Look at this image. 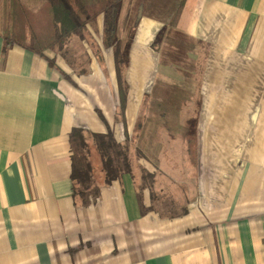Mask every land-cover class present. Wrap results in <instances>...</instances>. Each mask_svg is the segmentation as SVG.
<instances>
[{"label":"crops","instance_id":"obj_1","mask_svg":"<svg viewBox=\"0 0 264 264\" xmlns=\"http://www.w3.org/2000/svg\"><path fill=\"white\" fill-rule=\"evenodd\" d=\"M180 1L124 0L118 48L102 15L62 55L0 37V264H264V0ZM75 128L128 150L96 196L72 179Z\"/></svg>","mask_w":264,"mask_h":264},{"label":"trees","instance_id":"obj_2","mask_svg":"<svg viewBox=\"0 0 264 264\" xmlns=\"http://www.w3.org/2000/svg\"><path fill=\"white\" fill-rule=\"evenodd\" d=\"M123 0H43L34 11L21 0H0V37L6 46L19 45L35 53L46 49L61 50L71 35L83 40L88 24L102 15L103 45L118 48L121 44L117 34V13ZM182 7L180 1L177 12ZM163 28L158 33L162 36ZM126 45H129L127 41ZM154 45V43H153ZM99 152L105 182L123 173L130 172L128 150L125 144L115 141L113 135H94ZM71 139L88 153L83 134L73 129ZM81 167L76 169L73 158L72 179L78 184L77 191L82 195L96 196L98 187L92 182L93 170L86 154L81 156Z\"/></svg>","mask_w":264,"mask_h":264},{"label":"rangeland","instance_id":"obj_3","mask_svg":"<svg viewBox=\"0 0 264 264\" xmlns=\"http://www.w3.org/2000/svg\"><path fill=\"white\" fill-rule=\"evenodd\" d=\"M21 1L29 9L35 11L38 8V6H40V4L42 3L43 0H21ZM121 5H122V7H121ZM129 11H130V6L127 5V3H124V0H123L119 6L118 13H117V36H118V39H120V41H122L123 46H124L125 42H127V40H128V34H130V32L133 30L134 25L136 23L133 20H129V17H130V15L128 14ZM73 40H74V42L76 41L77 44H75L73 42L74 50L72 51V54H68L67 56H70V58L74 61L76 60L75 61L76 64L82 65V64L88 63L89 61L87 58L88 57L87 54H85L79 48L80 43L75 39H73ZM63 49L55 50V51H57L58 54L62 55ZM167 55L171 56L170 52H167ZM89 60L92 61L93 58H91V56H90ZM73 147H74L73 152H74V160L76 162V169L81 167V163H82L81 156L86 154L87 161L90 162L93 172H98L100 174L104 173L103 168H102V164H101V158H100V155H99V152L97 151V149H91V150L88 149L89 151L87 153V152H85V147H81L78 143H74ZM152 152H155V151H152ZM195 169H196V167L190 166V167H188L187 171L182 172V174H181V172H178V175H175V176L179 177V178L182 177V175L193 176L195 174ZM172 182H173V184L175 183L174 180ZM154 198H156V200L158 199V203H157L158 207H162L161 206L162 203L165 205H168L170 203L175 202L170 197L164 198V194H161V196H160V195H157L154 193Z\"/></svg>","mask_w":264,"mask_h":264}]
</instances>
